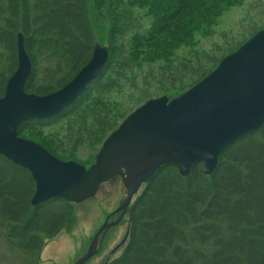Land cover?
<instances>
[{
  "label": "trees",
  "instance_id": "trees-1",
  "mask_svg": "<svg viewBox=\"0 0 264 264\" xmlns=\"http://www.w3.org/2000/svg\"><path fill=\"white\" fill-rule=\"evenodd\" d=\"M242 2L0 0V97L17 67L18 33L32 64L25 90L36 95L65 85L88 62L95 43L109 50L98 77L69 108L50 119L24 121L17 134L62 160L89 165L106 136L135 108L112 101L109 93L121 90L144 64H170L178 49L194 46L197 33L211 35L221 14ZM231 51L210 65L192 66L164 88L165 95L181 94ZM63 120L64 132L45 131ZM83 148L90 151L87 157ZM34 189L28 170L0 156V228L38 264L46 241L70 228L75 216L74 204L63 199L32 205ZM124 217L125 239L104 264H264V124L225 147L210 175L200 163L187 176L174 165L161 166Z\"/></svg>",
  "mask_w": 264,
  "mask_h": 264
},
{
  "label": "water",
  "instance_id": "water-1",
  "mask_svg": "<svg viewBox=\"0 0 264 264\" xmlns=\"http://www.w3.org/2000/svg\"><path fill=\"white\" fill-rule=\"evenodd\" d=\"M17 67L0 97V155L27 169L35 183L31 204L58 198L80 202L102 182L120 176L124 199L92 237L73 264H84L97 252L99 239L117 224L134 194L160 166L174 165L187 176L194 163L210 175L221 151L264 124V28L181 95L150 98L128 114L103 141L94 162L85 167L56 158L40 144L19 137L25 120L48 119L69 107L101 72L108 48L95 44L88 62L56 91L36 95L25 91L31 62L21 33L17 34ZM118 213L117 218H108Z\"/></svg>",
  "mask_w": 264,
  "mask_h": 264
},
{
  "label": "rangeland",
  "instance_id": "rangeland-1",
  "mask_svg": "<svg viewBox=\"0 0 264 264\" xmlns=\"http://www.w3.org/2000/svg\"><path fill=\"white\" fill-rule=\"evenodd\" d=\"M141 23L144 28L145 22ZM263 26L264 0H243L240 5L232 6L221 14L212 28L211 35L205 37L197 33L195 45L178 49L170 64L163 61L144 64L135 71L133 79L125 81L121 90H114L108 97L123 107H136L146 97L165 95L164 88L170 85L172 80H179L196 64L210 65L214 59L234 49ZM97 38L103 40L101 34H97ZM204 55L212 56V61H208ZM131 97L134 98L132 101L129 100ZM65 126L66 120H63L59 124L49 125L45 131L61 133L67 129ZM61 127L63 128L60 129ZM82 151L85 157L90 152L88 148H83ZM123 196L122 183L118 178H114L101 183L93 197L74 203V223L68 227L69 229H63L46 241L37 254L38 264H73L86 251L90 238L102 225L106 216L118 206ZM126 228V217H123L118 224L105 232L97 253L85 264H104L106 260L118 254L119 250L113 254L111 250L124 237ZM35 257L14 247L7 240L5 230L0 228V264H33Z\"/></svg>",
  "mask_w": 264,
  "mask_h": 264
},
{
  "label": "flooded vegetation",
  "instance_id": "flooded-vegetation-1",
  "mask_svg": "<svg viewBox=\"0 0 264 264\" xmlns=\"http://www.w3.org/2000/svg\"><path fill=\"white\" fill-rule=\"evenodd\" d=\"M116 217H117V215H113V216H111V217L109 218L108 221H111V220L115 219Z\"/></svg>",
  "mask_w": 264,
  "mask_h": 264
}]
</instances>
